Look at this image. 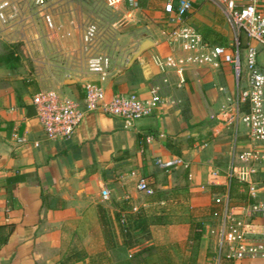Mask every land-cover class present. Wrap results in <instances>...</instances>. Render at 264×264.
<instances>
[{
	"label": "crops",
	"instance_id": "0c3cea01",
	"mask_svg": "<svg viewBox=\"0 0 264 264\" xmlns=\"http://www.w3.org/2000/svg\"><path fill=\"white\" fill-rule=\"evenodd\" d=\"M191 1L204 5L189 18L204 37L199 26L232 37L220 16L204 15L207 8L224 15L219 0ZM162 35L145 39L153 46L130 65L135 52L126 68L112 61L102 83L109 97H147L159 89L163 104L133 126L97 112L71 138L53 141L35 117H27L34 95L0 84V225H14L0 264H216L222 217L215 213L222 206L215 200L224 187L212 185V174L235 170L233 204L264 201V142L251 144L236 113L229 51L217 68L161 69L155 58L184 55L167 32ZM258 66L264 70L261 47ZM97 80L90 72L73 84L66 78L62 92L81 98L82 85ZM254 147L259 158L250 173V164L239 157ZM177 159L181 163L174 167L159 165ZM142 178L153 195L139 191ZM103 190L110 192L108 199ZM137 215L147 219L151 238L140 239V233L131 242L122 229L133 226ZM242 219L254 240L264 241V217ZM103 220L117 232L111 241Z\"/></svg>",
	"mask_w": 264,
	"mask_h": 264
},
{
	"label": "built area",
	"instance_id": "2783aa9c",
	"mask_svg": "<svg viewBox=\"0 0 264 264\" xmlns=\"http://www.w3.org/2000/svg\"><path fill=\"white\" fill-rule=\"evenodd\" d=\"M55 0H37L43 8ZM110 7L126 2L134 5L136 0H105ZM223 13L232 31L234 51L206 40L201 31L189 20L193 3L191 0H166L164 13L173 24L167 37L172 45H178L184 55L169 56L166 59L155 58L161 68H177L183 72L187 67L217 68L223 56L229 51L230 60L236 76V113L244 124L253 146L264 142V70L258 66L259 48L264 49V0H219ZM19 8L14 0L0 1V33L18 18ZM45 24L54 28L53 17L43 14ZM97 28L87 27L84 39L90 44L95 40ZM242 51L245 52L247 74L242 78ZM112 60L108 56H97L90 61L89 72L99 77L97 81H88L82 85V97L73 98L58 90H46L35 94L32 106L36 108V119L43 127L48 139L66 140L71 138L82 126L86 118L97 112L122 119L128 126L147 118L163 104L159 89H150L143 97L136 92L115 93L110 97L103 82L110 72ZM240 160L250 164L249 172L255 173L253 164L258 160L256 148L241 153ZM181 160L159 161L161 167H174ZM237 179L235 170L212 174V185L224 187V192L215 202L222 206L216 216L222 217L219 233V249L216 264H259L264 260V241H256L242 217L248 214L264 217V201L241 205L231 202V192ZM138 189L147 195L155 190L142 178ZM108 190L102 191L105 199ZM253 199L256 198L252 194Z\"/></svg>",
	"mask_w": 264,
	"mask_h": 264
},
{
	"label": "rangeland",
	"instance_id": "374dc122",
	"mask_svg": "<svg viewBox=\"0 0 264 264\" xmlns=\"http://www.w3.org/2000/svg\"><path fill=\"white\" fill-rule=\"evenodd\" d=\"M14 1L19 8L18 18L0 33V84L10 82L14 88L29 90L30 95L46 90L62 92L63 80L88 76L90 61L97 56H108L126 68L142 41L164 36L163 31L169 32L173 25L163 10L166 0H136L134 5L126 2L115 7L108 6L105 0H55L47 8L38 6L37 0ZM202 4H193L195 11L191 10L189 18L203 8ZM215 10L207 8L204 15L220 16L227 23L224 15ZM45 13L55 20L54 28L45 24ZM90 25L97 31L95 40L88 44L84 34ZM199 28L208 42L234 51L233 37L213 31L212 25ZM245 76L242 51V78ZM111 232L115 237L117 232ZM145 236L142 234L140 239ZM131 237V241H139L133 234Z\"/></svg>",
	"mask_w": 264,
	"mask_h": 264
},
{
	"label": "trees",
	"instance_id": "16d2710c",
	"mask_svg": "<svg viewBox=\"0 0 264 264\" xmlns=\"http://www.w3.org/2000/svg\"><path fill=\"white\" fill-rule=\"evenodd\" d=\"M103 222L105 223V227H106L105 234H106L107 240L111 241L112 236H113L112 232L107 227L106 220L105 221L103 220ZM147 224H148V221L146 218H144V216L137 215L136 218L134 219L133 226H130V228L128 227V228L122 229V234L129 241H131V239H132V237H131L132 233L135 234V235L133 234L134 236L141 233V234L146 235L145 239H150L151 234L149 233ZM13 232H14V225L13 224L0 225V249L2 248L3 245L7 244L9 237L13 234ZM131 242H133V241H131ZM147 250H148V248L145 249L144 251H147Z\"/></svg>",
	"mask_w": 264,
	"mask_h": 264
},
{
	"label": "water",
	"instance_id": "95a60500",
	"mask_svg": "<svg viewBox=\"0 0 264 264\" xmlns=\"http://www.w3.org/2000/svg\"><path fill=\"white\" fill-rule=\"evenodd\" d=\"M153 46V42L151 40H146L143 42V44L140 46L139 51L135 54V56L132 58L130 65L143 53L145 50ZM74 80H70L68 84H73ZM37 112L36 108L34 106H29L27 109V117L29 119L36 117Z\"/></svg>",
	"mask_w": 264,
	"mask_h": 264
}]
</instances>
